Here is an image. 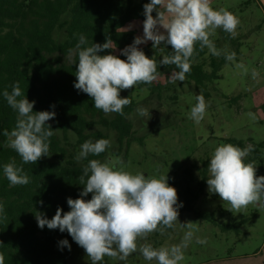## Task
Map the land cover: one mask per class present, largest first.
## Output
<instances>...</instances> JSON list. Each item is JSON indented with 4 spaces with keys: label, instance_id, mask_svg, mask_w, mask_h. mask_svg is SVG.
<instances>
[{
    "label": "trees",
    "instance_id": "1",
    "mask_svg": "<svg viewBox=\"0 0 264 264\" xmlns=\"http://www.w3.org/2000/svg\"><path fill=\"white\" fill-rule=\"evenodd\" d=\"M148 0H0V91H11L13 83L19 84L29 101H34L33 111H54L55 116L46 123L53 129L49 138V155L42 156L34 164L23 163L21 157L7 146L8 137L4 131L15 127L16 112L0 96V201L4 212L0 214V256L4 264H67L71 250L60 246L61 239L72 241L67 231L37 226L35 213L40 212L52 218L58 207L66 212L69 209L67 198L80 195L84 185L79 177L88 160L103 162L108 148L97 156L89 155L77 161L74 157L86 140L95 142L108 139L103 129L113 131L119 150L125 149L127 155L135 129L129 117L138 106L139 89L148 88L151 96L163 98V94L174 90L169 83V75L176 70L174 65H159L162 55L171 53V45H161L154 49L152 42L141 48L145 55L157 61V76L151 84H138L120 91V96L131 103L124 107V115L105 114L93 106L92 98L74 87L76 80L73 64L75 56H68L74 49L79 35L88 42L104 43L111 39L115 49H104L98 54H120V49L132 43L137 36L136 29L126 26L133 20H144L143 5ZM162 10V9H161ZM163 11V10H162ZM152 15L155 17L156 10ZM127 29V30H124ZM221 38L213 40L221 54L212 55L207 47L201 49L194 45L191 58V71L180 85L193 83L201 91L205 100L211 97L210 85L222 77L225 53H241L242 38L232 37L222 29ZM211 40V39H210ZM227 45V46H226ZM159 47V46H158ZM165 76L166 81L159 80ZM137 93V94H136ZM241 95L232 98L237 102ZM172 103H178V94L167 96ZM101 127V128H98ZM73 135V137H72ZM143 143V137H139ZM223 144L240 148L251 146L245 162L255 167L256 176H264V142L253 138L225 137ZM119 154V152H118ZM210 157H202L180 168L181 176H174L168 184L175 187L178 202H182L178 213L193 211L198 198L204 193ZM14 163L20 166L29 177L26 185L10 186L3 175L2 166ZM88 193L84 199H90ZM43 203H40V202ZM222 210V214H224ZM196 215L218 224L215 213ZM248 217L225 222L223 229L239 231ZM169 231L171 228H165Z\"/></svg>",
    "mask_w": 264,
    "mask_h": 264
},
{
    "label": "clouds",
    "instance_id": "2",
    "mask_svg": "<svg viewBox=\"0 0 264 264\" xmlns=\"http://www.w3.org/2000/svg\"><path fill=\"white\" fill-rule=\"evenodd\" d=\"M154 9L155 17L152 15ZM143 15L142 35L120 49L126 59L111 53L98 54L104 49H115L116 45L107 38L104 43L88 45L83 34L79 35L74 49L68 51L70 59L75 56L74 87L91 97L93 106L105 114L123 116L124 107L131 100L128 96L121 97L120 91L141 83L151 84L156 79L157 61L145 55L138 45L148 41L154 49L162 44L171 45V53L162 55L159 65H174L176 70L170 73L168 82H181L191 71L194 45L198 42L201 49L207 47L212 55L219 56L221 52L210 40V35L220 28L235 37L239 24L231 12L211 7L210 0H148L143 5ZM234 57V52L225 53L226 61H232ZM0 96L17 114L15 127L10 132H3L8 137L7 146L15 150L23 163L34 164L42 156L49 155L53 129L46 122L55 116V112L33 111L34 101L27 99L18 82L13 83L10 92L7 89L0 91ZM206 108L204 97L198 95L190 108L189 118L199 123ZM147 111L143 107L137 108L141 117ZM109 146L108 139L86 140L74 159L79 161L90 154L97 156ZM251 150V146L242 149L223 144L217 146L208 159L207 191L218 194L230 205L228 209L232 212L240 213L252 203L264 205V176H256L255 167L245 162ZM2 172L10 186L29 183V177L14 163L4 164ZM79 180L84 187L77 198H67L70 210L62 214L58 207L50 219L36 212L38 227L67 231L84 249L90 264H102L105 256L126 261L135 252L155 264H179L183 260V249L194 235L191 225L178 245L159 249L150 244L138 245V239L146 238L154 231L163 232L178 221L182 202H178L177 191L168 184L166 175L146 177L143 173H131L90 159ZM88 193L92 196L86 200L83 197ZM3 212L4 203L0 201V214ZM196 242L203 244L204 240L197 238ZM58 244L71 248L66 238ZM0 264H4L2 256Z\"/></svg>",
    "mask_w": 264,
    "mask_h": 264
},
{
    "label": "rangeland",
    "instance_id": "3",
    "mask_svg": "<svg viewBox=\"0 0 264 264\" xmlns=\"http://www.w3.org/2000/svg\"><path fill=\"white\" fill-rule=\"evenodd\" d=\"M210 4L214 9L227 10L238 18L235 37L242 38V44L241 53L222 66V77L210 85L211 97L205 100L204 118L199 123L189 118L191 106L201 95L193 83L182 86L179 81L172 83L174 90L165 92L163 98L151 96L148 88H141L136 93L137 108L149 111L141 117L136 108L129 116L136 138L125 155L124 148L119 150L114 132L103 129L110 141L103 163L131 173H143L146 177L166 175L168 181L181 176L180 168L184 163L187 166L193 161L200 162L202 157H211L214 149L223 145L222 138H253L264 142V0H210ZM142 22L133 20L126 28L136 29L137 36L142 35ZM220 30L217 28L210 35L212 42L221 38ZM159 80L165 82L166 77H159ZM174 93L179 97L176 104L167 99ZM239 94L238 101H232ZM139 137H143V143ZM207 188L208 185L193 211L178 213V221L171 231H154L146 238L138 239V245L150 244L157 249L178 245L191 225L193 239L183 249V260L179 264H264V205L252 203L240 213L232 212L227 202L218 194L209 193ZM195 211L214 212L218 224L196 215ZM243 216L248 219L239 231L223 229L225 222ZM197 238L204 243H197ZM69 244L71 255L67 264H90L81 246L73 240ZM102 264H155V261H146L135 252L126 261L105 256Z\"/></svg>",
    "mask_w": 264,
    "mask_h": 264
}]
</instances>
